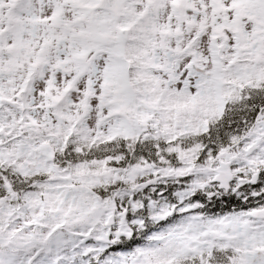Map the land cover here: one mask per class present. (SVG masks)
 <instances>
[{
	"label": "snow or ice",
	"instance_id": "snow-or-ice-1",
	"mask_svg": "<svg viewBox=\"0 0 264 264\" xmlns=\"http://www.w3.org/2000/svg\"><path fill=\"white\" fill-rule=\"evenodd\" d=\"M0 264H264V0H0Z\"/></svg>",
	"mask_w": 264,
	"mask_h": 264
}]
</instances>
